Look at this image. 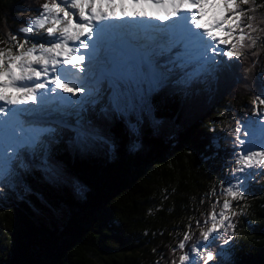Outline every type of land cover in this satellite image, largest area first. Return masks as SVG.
<instances>
[{"label": "trees", "instance_id": "1", "mask_svg": "<svg viewBox=\"0 0 264 264\" xmlns=\"http://www.w3.org/2000/svg\"><path fill=\"white\" fill-rule=\"evenodd\" d=\"M44 2L0 0V40L21 34ZM256 17L264 28V7ZM254 35L257 46L238 62L225 57L226 65L210 75L182 81L177 73L149 91L137 117L93 114L94 106L85 104L83 120L98 126L107 147L80 149L86 145L65 128L48 146L54 173L41 157L33 160L35 171L16 169L20 186L0 195V264L178 262L181 253L172 249L190 223L185 251L200 239L196 221L203 222L216 200L212 190L231 176L232 129L253 116L252 100L264 90V33ZM73 116L54 117L75 127ZM244 192L239 204L247 207L234 218L231 243L217 240L207 249L226 255L222 264H264V175L250 179Z\"/></svg>", "mask_w": 264, "mask_h": 264}, {"label": "snow or ice", "instance_id": "2", "mask_svg": "<svg viewBox=\"0 0 264 264\" xmlns=\"http://www.w3.org/2000/svg\"><path fill=\"white\" fill-rule=\"evenodd\" d=\"M261 7L256 0H45L38 15L18 30L22 40L11 32L0 40L11 44L0 48V180L16 168L27 169L24 153L37 150L46 170L54 173L47 164L48 146L65 128L75 133L77 143L100 139L81 116L85 104L103 99L102 112L123 117L136 108L137 98L142 101L177 73L183 81L218 71L226 65L222 58L238 62L257 46L254 34L264 33L256 23ZM66 106H78L75 127L49 119L55 113L71 115L63 113ZM261 106L264 98L255 97V118L232 129V179L212 190L216 200L203 222L196 221L200 239L185 251L193 236L187 225L172 249L181 253L178 262L171 264H209L216 256L206 249L217 240L231 243L234 218L247 207L239 204L247 199L243 186L264 175Z\"/></svg>", "mask_w": 264, "mask_h": 264}, {"label": "rangeland", "instance_id": "3", "mask_svg": "<svg viewBox=\"0 0 264 264\" xmlns=\"http://www.w3.org/2000/svg\"><path fill=\"white\" fill-rule=\"evenodd\" d=\"M38 11L39 10H36L35 11V14H33L32 16L38 15ZM43 35H44V33L41 32L40 33V36H43ZM18 38L22 40L24 38V34L23 33L18 34ZM30 39H39V37L38 36H33V37H30ZM9 46H11L10 43L7 45V47H9ZM7 47H5V48H7ZM0 48H3V46L0 45ZM223 59L226 61V58H223ZM148 94H149V92H146L145 93L142 101L139 98H137V100L135 101L136 108L134 110H130L128 114L132 115V117H137L139 114L143 113L144 111L141 109V106L140 105L145 101V97H147ZM262 94H264V90H263ZM262 94H261V98H264V95H262ZM77 98L78 97H73V99H77ZM105 103H106V101L102 99V100H99V102L96 103L95 105H90V104H87V105L94 106L93 109H91V110H92L93 114H97L98 113V110H101V108L105 106ZM65 108H67V110L70 113H72L71 115L73 116L75 114V111L77 110L78 106H73V109H70V106H66ZM144 110H145V112L148 111V109H144ZM261 111H264V106H261ZM55 114H57V113H55ZM55 114H53V116H55ZM73 118L75 119V126H76L77 117H74L73 116ZM250 118L251 119H254L255 117L254 116H251V117H248L247 119H250ZM49 119L50 120H55V119H53L52 116ZM136 121L137 122H140L139 118H137ZM84 122L87 125H91L90 120H87V121L84 120ZM243 122L244 121H239V124L242 126L243 125ZM98 123L101 124L102 121H100ZM52 126H55V125H52ZM91 126L95 129V132L100 137V139L90 140V141H88L85 144L86 147H82L80 149L87 148L88 146H90V147H97V151H100L101 149H105V147H107V143L104 140L103 134L101 133V131H99L97 125H91ZM132 126L135 127V125H133V124H132ZM78 144L79 145H82L81 143H78ZM40 154L41 153H40L39 150H37L35 154H33L32 152H25L23 158L25 160V163L28 164V167H27V169H24V170H28V171L32 170V171H35L36 169H39L40 168L39 167V163H36L33 160L40 161V157H41ZM16 169H19V168H16ZM16 169L14 170V174L13 175H10V176L6 177L5 179L0 180V195L6 193L7 190H17V188L20 186L21 180L17 176V172H16L17 170ZM19 171H22V170L19 169ZM231 179H232L231 176L228 177V178H226L225 179V183H227ZM243 187H244V190H245L246 183H245V185ZM189 245H190V242H187L186 246H189ZM205 251H207V249ZM220 251H222V248L220 249ZM215 256H216V259H214L213 262L215 264H222V262L224 261L226 255L216 253ZM197 259L199 260V258H197ZM201 263H202V260L200 261V264Z\"/></svg>", "mask_w": 264, "mask_h": 264}, {"label": "clouds", "instance_id": "4", "mask_svg": "<svg viewBox=\"0 0 264 264\" xmlns=\"http://www.w3.org/2000/svg\"><path fill=\"white\" fill-rule=\"evenodd\" d=\"M53 117V119H56L54 116H52ZM59 117V116H58ZM73 124V123H72Z\"/></svg>", "mask_w": 264, "mask_h": 264}]
</instances>
